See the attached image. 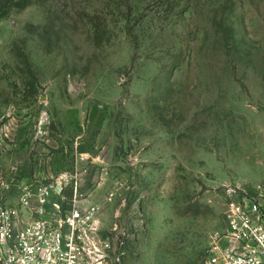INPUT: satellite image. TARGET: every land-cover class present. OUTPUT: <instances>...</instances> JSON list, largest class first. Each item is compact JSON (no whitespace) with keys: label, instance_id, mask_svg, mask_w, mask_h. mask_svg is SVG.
<instances>
[{"label":"rangeland","instance_id":"rangeland-1","mask_svg":"<svg viewBox=\"0 0 264 264\" xmlns=\"http://www.w3.org/2000/svg\"><path fill=\"white\" fill-rule=\"evenodd\" d=\"M78 177L129 264H200L264 183V0H32L0 19V202ZM13 198V197H12Z\"/></svg>","mask_w":264,"mask_h":264},{"label":"built area","instance_id":"built-area-1","mask_svg":"<svg viewBox=\"0 0 264 264\" xmlns=\"http://www.w3.org/2000/svg\"><path fill=\"white\" fill-rule=\"evenodd\" d=\"M10 173L0 264H129L134 233L105 226L78 177L28 178L20 165ZM224 198L225 225L211 234L200 264H264V183L229 186Z\"/></svg>","mask_w":264,"mask_h":264},{"label":"trees","instance_id":"trees-1","mask_svg":"<svg viewBox=\"0 0 264 264\" xmlns=\"http://www.w3.org/2000/svg\"><path fill=\"white\" fill-rule=\"evenodd\" d=\"M32 3V0H0V19L9 15L15 9H24Z\"/></svg>","mask_w":264,"mask_h":264}]
</instances>
